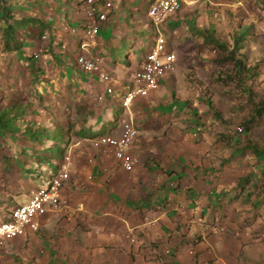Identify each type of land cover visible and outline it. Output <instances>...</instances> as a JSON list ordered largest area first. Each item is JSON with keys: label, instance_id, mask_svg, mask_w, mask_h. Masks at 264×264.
Returning a JSON list of instances; mask_svg holds the SVG:
<instances>
[{"label": "crops", "instance_id": "1", "mask_svg": "<svg viewBox=\"0 0 264 264\" xmlns=\"http://www.w3.org/2000/svg\"><path fill=\"white\" fill-rule=\"evenodd\" d=\"M196 1L181 0L186 17L180 9L161 26L176 56L174 73L123 108L130 75L152 41L146 0H98L99 10L105 2L112 9L93 41L83 35L79 0H9L20 10L15 18L46 28L17 53L33 57L21 91L26 101H18L23 114L0 131V223L49 181L65 155L69 180L59 192L64 208L38 218L36 232L0 246V264H264V179L237 186L242 176L261 177L264 162L256 166L240 153L232 122L220 124L207 103L190 111L182 99L184 66L205 74L214 58L181 42L203 31ZM97 54L110 84L75 64L79 55ZM126 121L138 131L130 172L92 147L99 135L118 136ZM37 128L49 140H30L25 131Z\"/></svg>", "mask_w": 264, "mask_h": 264}, {"label": "built area", "instance_id": "2", "mask_svg": "<svg viewBox=\"0 0 264 264\" xmlns=\"http://www.w3.org/2000/svg\"><path fill=\"white\" fill-rule=\"evenodd\" d=\"M148 2L147 16L150 19L152 33L151 45L145 51L138 69L130 76L129 87L121 100V106L127 108L136 98L145 97L159 87L160 81L176 69V56L170 48V42L161 31V26L171 16L181 9V0H146ZM98 0H79V10L87 15L83 35L93 41L99 31L100 24L105 22L112 9L110 2L104 3V9L99 10ZM76 33V30L71 29ZM103 56L79 55L75 59L77 68L88 74H96L104 84L112 82V75L102 71ZM112 88L106 87L105 93L112 94ZM138 136V131L132 122H123L118 136L99 135L92 141V147L101 148L113 156L118 166L126 171L133 170L137 159L129 152ZM68 156L65 155L59 170L50 176L49 181L32 193L30 199L15 206L9 212L8 220L0 223V246L16 238L24 237L28 232L38 230V218L46 213H58L64 208L60 190L69 180L67 170Z\"/></svg>", "mask_w": 264, "mask_h": 264}, {"label": "trees", "instance_id": "3", "mask_svg": "<svg viewBox=\"0 0 264 264\" xmlns=\"http://www.w3.org/2000/svg\"><path fill=\"white\" fill-rule=\"evenodd\" d=\"M19 11L13 7L9 0H0V49L1 52L12 56L19 53L23 40L40 38L46 28L35 18L25 16L15 18V15L20 13ZM249 30V27L241 30V24L238 25L232 33L230 45L220 42L210 28L200 33L204 42L211 45L216 52V56L211 60L213 69L210 72V78L212 83L221 85L230 96L239 100L233 106V111L243 115L235 130L238 135L240 153H249L255 165L258 166L264 162V145L259 146L253 137L255 130L262 129L264 131V92L255 90L253 87L258 76V65L250 66L242 56ZM17 56L23 57L24 67L27 69L32 67L28 62L33 55L23 56L21 53ZM16 106L18 109H15ZM207 106L220 124H228V121L221 117V113L214 108L211 102H207ZM22 114L23 110L18 102L0 106V131H9V123L19 120ZM45 132L46 129L39 128L25 131L30 140L38 143H41L44 138L49 140ZM259 172L261 173L259 178L242 176L241 179L239 178L237 186L241 188L248 183L257 184L258 180L263 181L264 170L259 169Z\"/></svg>", "mask_w": 264, "mask_h": 264}, {"label": "rangeland", "instance_id": "4", "mask_svg": "<svg viewBox=\"0 0 264 264\" xmlns=\"http://www.w3.org/2000/svg\"><path fill=\"white\" fill-rule=\"evenodd\" d=\"M199 1H201V6H199ZM196 2L198 4L194 12H196L195 20H197L198 29H212L220 42H229L230 33H233L240 24L244 28H250L242 56L250 66L258 65V76L253 87L255 90L264 92V0H197ZM145 7L148 8V2ZM200 8L202 9L199 14ZM181 12L182 9L179 13ZM184 14V12L181 13L182 20L186 17ZM194 35L189 36L186 33L181 42L191 43L198 54L215 57L216 53L211 47L205 46L200 33ZM136 45L134 50L136 49L137 53L139 46L138 43ZM20 58L17 55L5 54L0 49V106H6L10 97L13 102L26 101V98L21 96V91L24 88V75L30 74L31 70L24 67L23 57ZM211 70L212 67L209 65L205 68V74H198L193 65H185L181 78L184 79L182 82L188 91L186 90V95L182 99L190 106V111H197V107L193 106L196 103L204 105L211 102L222 113V116L236 127L243 118V115L233 111V106L239 100L230 96L225 88L214 86L212 79H209ZM15 78H17L16 81ZM253 138L259 146L264 145L262 129L255 130ZM42 183H45L44 179Z\"/></svg>", "mask_w": 264, "mask_h": 264}]
</instances>
